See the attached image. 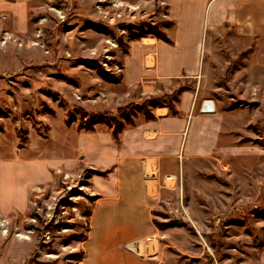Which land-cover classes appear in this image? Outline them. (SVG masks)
Returning <instances> with one entry per match:
<instances>
[{"label": "rangeland", "instance_id": "374dc122", "mask_svg": "<svg viewBox=\"0 0 264 264\" xmlns=\"http://www.w3.org/2000/svg\"><path fill=\"white\" fill-rule=\"evenodd\" d=\"M15 3L0 8V167L27 157L5 166L14 177L6 188L0 180V264H143L124 248L142 227L119 237L100 222L87 257L93 177L108 171L84 162L75 144L82 134L120 140L153 116V100L175 105L181 88L198 86L186 80L172 93L141 96L123 85L130 43L171 26L167 9L161 0ZM253 41L227 51L226 75L203 84L225 119L224 147L213 162L180 170L177 183H162L169 193L152 211L160 232L138 242L151 264H264V39ZM254 66L261 72L249 74ZM60 156L76 166L50 167L51 180L31 189L25 212L2 215L22 200L12 191L22 172Z\"/></svg>", "mask_w": 264, "mask_h": 264}, {"label": "crops", "instance_id": "0c3cea01", "mask_svg": "<svg viewBox=\"0 0 264 264\" xmlns=\"http://www.w3.org/2000/svg\"><path fill=\"white\" fill-rule=\"evenodd\" d=\"M18 1L0 0V8L12 10ZM161 2L167 9L166 19L172 23L162 30L168 40L149 34L132 41L123 61V85L129 89L139 88L141 96L172 93L175 86L185 84L186 80L198 82V86L181 88L175 102L176 115L167 104L152 107L154 118L141 117L136 126L121 134L120 140L115 141L106 133L78 137L75 149L80 158L101 171H108L105 177H93L98 199L91 219L87 257L88 245L101 222L108 229L104 231L114 232L119 237L125 235L129 227H134L135 231L142 227L141 232L124 238V248L143 264H151L143 254L129 250L128 245L151 241L150 238L159 234V222L155 221L152 211L169 193L167 182L177 183L180 170L191 171L186 170L191 163L213 162L211 155L217 147H224L225 119L220 105L203 92V84L226 75L223 67L228 63L227 51L233 55L239 47L247 49L250 42L254 43L253 39L257 38L259 45L264 39V0ZM256 72H261L259 67L248 69L249 74ZM205 100L215 102L214 113L201 112ZM84 142L87 148L82 146ZM22 157L27 154L20 152L0 167L3 188L9 185L4 179L12 176V173L4 174L5 166L12 165L13 161L21 163ZM60 164L71 168L77 163L75 158L60 156L41 160L38 170L32 174L22 172L24 174L17 181L20 189L12 186L14 194L22 196L21 202L1 214L9 217L14 210L25 212L31 189L49 182L52 178L50 167ZM165 180L166 187L162 185ZM25 199L26 205L22 203Z\"/></svg>", "mask_w": 264, "mask_h": 264}, {"label": "trees", "instance_id": "16d2710c", "mask_svg": "<svg viewBox=\"0 0 264 264\" xmlns=\"http://www.w3.org/2000/svg\"><path fill=\"white\" fill-rule=\"evenodd\" d=\"M170 25H172V23H171ZM156 37L159 38V39L168 40V39L166 38V36H165L163 33H162V34H161V33H157V34H156ZM151 104H152L153 106H161V105H163V104H161V102H160L159 100H153V101L151 102ZM168 107L170 108L172 114H174V115L177 114V110H176V107H175L174 104H170V105H168ZM153 118H154V116H151V115L147 117V119H153ZM115 138H116V137H115Z\"/></svg>", "mask_w": 264, "mask_h": 264}, {"label": "water", "instance_id": "95a60500", "mask_svg": "<svg viewBox=\"0 0 264 264\" xmlns=\"http://www.w3.org/2000/svg\"><path fill=\"white\" fill-rule=\"evenodd\" d=\"M216 111V105L213 100H205L202 103V113H214Z\"/></svg>", "mask_w": 264, "mask_h": 264}, {"label": "built area", "instance_id": "2783aa9c", "mask_svg": "<svg viewBox=\"0 0 264 264\" xmlns=\"http://www.w3.org/2000/svg\"><path fill=\"white\" fill-rule=\"evenodd\" d=\"M148 241H149V240H148ZM136 243H137V246L139 247L138 242H133V243H131V244H136ZM131 244H130V245H131ZM130 245H128V249L131 250V251H133V252H135V253H138L136 250H132V249L129 247ZM145 251H148V252L150 251V247H149V245H146V246H145Z\"/></svg>", "mask_w": 264, "mask_h": 264}, {"label": "bare ground", "instance_id": "6f19581e", "mask_svg": "<svg viewBox=\"0 0 264 264\" xmlns=\"http://www.w3.org/2000/svg\"><path fill=\"white\" fill-rule=\"evenodd\" d=\"M19 237H20V236H19ZM129 247H130L131 249H132V247H134L136 251L140 252V248L137 246V244H131ZM140 253H141V252H140Z\"/></svg>", "mask_w": 264, "mask_h": 264}]
</instances>
